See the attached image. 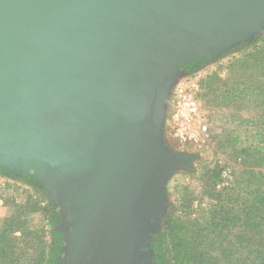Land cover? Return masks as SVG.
<instances>
[{
    "label": "water",
    "instance_id": "95a60500",
    "mask_svg": "<svg viewBox=\"0 0 264 264\" xmlns=\"http://www.w3.org/2000/svg\"><path fill=\"white\" fill-rule=\"evenodd\" d=\"M263 27L264 0H0V167L57 201L61 264H148L195 159L164 142L171 86Z\"/></svg>",
    "mask_w": 264,
    "mask_h": 264
},
{
    "label": "rangeland",
    "instance_id": "374dc122",
    "mask_svg": "<svg viewBox=\"0 0 264 264\" xmlns=\"http://www.w3.org/2000/svg\"><path fill=\"white\" fill-rule=\"evenodd\" d=\"M193 66V70L184 66L173 82L163 126L170 150L195 157L189 168L175 169L164 182L163 219H173L171 230L161 222L158 231L165 232V264H198L179 246V232L189 225L198 228L206 241L211 238L206 223L214 214L219 231L206 241L215 245L203 256L206 264H260L258 257L253 262L246 259L250 239L242 200L247 199L239 190L249 188V171L264 172L258 159L264 154V27L212 58L194 61ZM258 136L261 139L256 141ZM0 170V228L16 227L11 237L5 235L8 232L0 234V246H7L0 251V264H38L42 253L49 251L53 230L61 232V218L53 222L54 210L60 213L57 201L35 177L38 185H30L20 177L21 171ZM260 178L255 176L250 189ZM10 218L14 222L5 224Z\"/></svg>",
    "mask_w": 264,
    "mask_h": 264
},
{
    "label": "trees",
    "instance_id": "16d2710c",
    "mask_svg": "<svg viewBox=\"0 0 264 264\" xmlns=\"http://www.w3.org/2000/svg\"><path fill=\"white\" fill-rule=\"evenodd\" d=\"M193 63L194 61L188 63L185 65L184 69L186 70H193ZM262 73L264 74V66H262ZM264 101V99H263ZM264 136V133L261 134ZM260 135V136H261ZM260 136L256 137L255 140L259 141L261 138ZM264 140V138L262 139ZM258 159H262V164H264V154L258 157ZM2 171V170H0ZM252 173V179L248 180L247 185L249 186L245 188H241V184H239L237 187L240 189L239 191L245 192V196L243 198L247 200H242V206H244V216L247 217L245 218V226L247 227V234L249 236L250 241L248 244L245 246V248L248 250V256L246 259H249V261L253 262L256 257H258V263L264 264V172L262 171H249ZM22 175L20 177L26 181V183L30 185H38V182H36V179L32 177L31 175L21 172ZM259 174L261 175L260 182L250 189L251 186V181L255 178V176ZM18 179V178H17ZM20 179V178H19ZM250 189V190H249ZM240 200V199H239ZM221 211H223V206H221ZM234 211V210H233ZM23 212V213H22ZM26 212L21 211V214H24ZM230 214L232 212H229ZM234 213V212H233ZM25 215V214H24ZM215 215V214H214ZM214 215L210 218L209 223L207 224L208 227V232L211 234V238H213L214 235H218V227L217 225L214 226L213 221L215 220ZM238 216V215H237ZM259 217L257 219L256 217ZM61 218V215L58 211L54 210V217H53V222L56 220H59ZM172 218H167L163 219L162 224H166V228L171 230L169 225L172 223ZM14 222L13 218L7 219L5 224H12ZM232 222V221H231ZM194 223V222H192ZM21 224V223H18ZM197 224V223H194ZM228 226V224L226 225ZM5 227V225H4ZM12 228L10 230L0 228V234L3 232H8L5 235H9L11 237L12 233L16 232V227L11 226ZM185 227V226H184ZM182 228L179 232L180 236L178 239V244L183 249L186 251L188 254H190L191 260H194L198 264H206V261L204 260V255L206 253H210L213 248L215 247L213 241L211 242H206L210 241L211 238H207L206 241L201 237V232L198 231V228H193L187 225L185 228ZM258 231L257 233L261 235H258L257 233H254V231ZM53 239L51 242L47 243L49 245V251L46 253L43 252L41 259L37 260L38 264H57L58 263V257L62 253L61 250V245H62V235L63 233L58 231V230H53ZM208 236V235H207ZM237 235H235L236 237ZM165 232H156L153 234L152 237V245L151 248L153 250V255L157 258H161L162 262L165 263L164 261V256H165ZM15 245V242L12 243ZM9 244L8 246L12 245ZM38 247V244L36 245ZM7 246H0V251L2 252ZM44 249V248H43ZM258 253V256L257 254ZM190 260V261H191ZM21 262V261H20ZM4 264V263H3ZM21 264V263H20ZM186 264H189L187 261Z\"/></svg>",
    "mask_w": 264,
    "mask_h": 264
},
{
    "label": "flooded vegetation",
    "instance_id": "af4514ba",
    "mask_svg": "<svg viewBox=\"0 0 264 264\" xmlns=\"http://www.w3.org/2000/svg\"><path fill=\"white\" fill-rule=\"evenodd\" d=\"M66 219H64V217L62 216V222L65 221ZM63 238V237H62ZM66 244H68V242H66V239L63 238V241H62V245H61V250H62V253L60 254V258H65L66 257ZM69 248L67 249V252L70 251L71 247L68 246ZM67 260H69V255H68V258ZM148 264H165L162 262L161 258H157L154 256V255H151L150 257H147L146 258Z\"/></svg>",
    "mask_w": 264,
    "mask_h": 264
}]
</instances>
